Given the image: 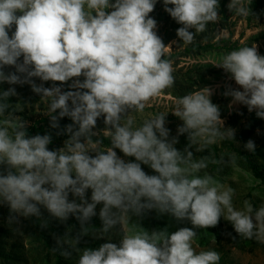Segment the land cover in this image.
Here are the masks:
<instances>
[{
    "label": "clouds",
    "instance_id": "1",
    "mask_svg": "<svg viewBox=\"0 0 264 264\" xmlns=\"http://www.w3.org/2000/svg\"><path fill=\"white\" fill-rule=\"evenodd\" d=\"M156 3L0 0V84L27 83L48 98L52 128H59V118L73 121L63 129L69 135L64 146L50 150L52 136H29L27 122L15 115L17 110L8 102L17 94L15 88L0 91V202L23 217H41V206L62 222L75 216L80 233L65 241L57 238L53 251L65 258L79 252L77 264H219L221 260L215 250L197 253L193 247L197 234L187 227L173 233L166 228L150 232L136 224L119 244L80 249L77 245L89 233L87 225L96 216L97 205H102V227L92 231L99 233L153 209L199 228L216 226L226 212L240 236L264 240V205L257 209L246 200L243 210L236 209L235 190L204 171L209 166L207 156L194 160L189 150L198 145L197 151H204L218 141L234 139L235 130L224 128L209 88L178 101L174 115L183 121L178 134L186 133L189 142L183 151L175 147L176 137L169 139L165 114L135 126L131 113L142 112L151 98L175 82L172 63L164 58L167 46L155 31L156 20L149 16ZM163 3L165 11L183 25L177 36L185 43L219 19L218 0ZM250 4L251 0H231L228 8L247 16L252 15ZM215 66L230 73L243 89H229L225 95L264 119V55L257 46L233 50ZM81 76L83 81L78 79ZM33 78L61 84L77 79L70 85L74 90L63 91L55 84L37 85ZM57 110L58 116L53 115ZM100 117L110 136L111 146L106 149L100 147L101 138L94 140ZM244 147L253 153L256 149L252 140ZM115 149L135 161L126 162ZM142 164L155 174H147Z\"/></svg>",
    "mask_w": 264,
    "mask_h": 264
},
{
    "label": "rangeland",
    "instance_id": "2",
    "mask_svg": "<svg viewBox=\"0 0 264 264\" xmlns=\"http://www.w3.org/2000/svg\"><path fill=\"white\" fill-rule=\"evenodd\" d=\"M230 2L231 0H218V21L215 23L209 22L205 31L197 33L191 43H185L177 36V29L183 25L178 24L165 11L163 0H157L154 10L149 13V16L156 20L157 28L155 31L167 46L164 49V57H170L175 82L173 86L151 98L142 112L134 111L131 113L136 122L135 126H139L145 120L163 113L166 115L165 127L170 130L169 135H179L178 128L182 126L183 121L174 115L179 99L191 92L200 90V88H209L212 92L210 99L212 103L219 107L221 119L224 121V128L234 129L235 134L234 139H224L206 148L214 151V146H217L221 152L220 155H222L224 152H228V148L231 146L235 154L238 151L249 154L251 152L247 151L244 145L247 141L252 140L256 145V149H264V119L257 117L255 110L250 112L246 105L233 102V97L225 95L229 89L241 91L243 89L236 84L230 73L215 66V64L220 63L224 55L244 46L256 45L258 53L264 55V0H251L249 7L252 15L247 16L237 15L234 11H230L228 8ZM168 7L173 6L168 5ZM190 31L194 32L195 29H190ZM5 71H14V68H6ZM33 79L37 85L43 84L44 87L50 88L55 84L61 86L63 91H68L74 90L70 88V85L77 78L69 80L67 85L61 84V82H43L39 78ZM78 79L83 81L84 77L81 76ZM9 87L15 88L17 94L9 97L8 102L17 110L15 115L20 116L27 122V130L39 120L50 117L48 98L33 92L30 84L8 85L4 83L0 84V91L7 90ZM69 104H71L70 101ZM105 127L104 118H98L94 129V131H97V138H100L101 134L109 136ZM66 140L52 141L48 147L50 150L62 148ZM100 147L106 149L102 145ZM197 147L199 146L194 145L196 150ZM115 151L126 162L135 161L134 157H125L119 149ZM236 160L224 155L222 164L224 168L229 166L231 172L224 174L221 178L211 172L208 173L225 187H231L235 190L232 203L236 209L243 210L246 200L258 209L264 205V183L261 179L256 180L252 174L238 168ZM256 161L264 171V159H256ZM141 167L150 175L146 165L142 164ZM258 185H261V187L255 190ZM90 197L91 190H88L87 198L89 201ZM69 198L72 199L73 197L70 195ZM253 200L257 203L256 205ZM101 207L102 205H97V214L91 218L88 224L101 221L99 218ZM43 215L51 216L48 212H44ZM153 215L154 219L159 222L155 225V231L161 230L160 226H164V229L168 228L169 233L183 227L194 230L197 234L193 241L196 252L207 250L219 252L221 254L219 264H264V240L256 237L247 239L240 236L235 231L233 224L226 219V212L224 216L220 217L218 224L214 226L223 230V239L218 244L215 238L210 237L212 238L208 239L211 243L210 247L200 243L203 234H210L208 228L195 227L187 219L179 222L171 214H161L155 209ZM70 217L75 218V216ZM53 218L58 221L57 218ZM63 222L61 221V226L67 224L68 219L67 222ZM136 224L133 215L130 221L123 222L112 229L110 233L104 235V233L96 231L98 235L92 236L90 233L89 236H82L85 239H82L80 243L92 244L98 247L105 242L119 244L120 239L127 233L128 229ZM31 225L29 220L12 213L7 204L0 202V264L11 257H14L13 260H17L15 262L17 264H44L41 262L39 253H36L33 249L34 237L31 235ZM120 232L121 234H119Z\"/></svg>",
    "mask_w": 264,
    "mask_h": 264
},
{
    "label": "trees",
    "instance_id": "3",
    "mask_svg": "<svg viewBox=\"0 0 264 264\" xmlns=\"http://www.w3.org/2000/svg\"><path fill=\"white\" fill-rule=\"evenodd\" d=\"M164 58L167 60L170 59L169 56H166ZM64 84L67 85V82H65ZM58 113L59 111L54 113L53 115L58 116ZM72 123L73 121L69 117L65 116L63 118H59V128H52L51 118L47 117V118H43L39 120L38 122L34 123V125H32L27 130V132L29 136H33L37 134H40V135L50 134L52 136V141L68 139L69 135L67 133H64L63 129L65 128V126L72 124ZM173 137H176L178 139V143L175 145V147L178 150L183 151L184 148L188 146L189 142H188L186 133L179 134L177 136L169 135V139ZM96 138L97 137H94V140ZM100 138L103 140V144H102L103 147L108 148L111 146L110 136H105L104 134H101ZM214 149L215 150L213 151L211 149L205 148L204 151L199 152L194 148V145H193L189 150L193 152L194 160H199L201 157H205V156L209 158V166L204 171L216 174L220 178L224 174L230 173L231 168L229 166H226V168H224L222 164L223 157L225 155L227 157L234 158L235 160L237 159L236 163L238 164V168H240L241 170H244L246 173L252 174L253 178H255L256 180L261 179L262 183H264V171L262 167L256 161V159H264V149L263 148L255 149L254 153L251 152L249 154H244L238 151V153L235 154L233 152L234 149L232 150V147L230 146L228 148V152H224L222 154L223 156L220 155L221 152L220 150H218L217 146H214ZM212 161H216V162L213 163ZM147 170L150 172V175L155 174L154 171L149 166H147ZM260 187L261 185H258L255 188V190ZM254 204L256 205L257 203L254 201ZM153 210L146 211L142 216H139V217L134 216L136 223L139 224L141 227H143L145 230L150 231V232L155 230L156 224H159V222H157L153 217L154 216ZM44 212H48V211L45 208H41V213H42L41 217L39 218L35 216L24 217L26 220H29L32 224L30 231L32 232L31 235L34 237L33 249L36 251V253H39L41 262H43L44 264H77L78 259H79V252L73 251L72 248H69L70 251H73V254L70 258H65L60 255L59 251H53V248L57 246V238H60L62 241H65V240L70 239V237L77 236L81 231L80 223L75 218L69 217L68 223L65 224L64 226H61L60 220L57 221L52 216H49V215L44 216L43 215ZM178 221L180 222V220ZM65 222H67V220L64 221L63 223ZM45 223H46V226H44ZM160 225H163V224H160ZM87 226L90 228V231L85 236H89L90 233L92 234V236H95V234L98 235V233L92 230H99L102 227V221L90 223ZM160 227H161L160 228L161 230L164 229L163 228L164 226H160ZM167 231H168V228H167ZM208 232L210 233L209 235L207 234L202 235L200 239L201 245L210 247L211 243L208 241V239H212V238L213 239L215 238L218 244L222 241L224 232L220 227H209ZM108 233H110V231ZM105 234L106 233H104V235ZM119 234H121V232ZM82 239H85V238L81 237L80 241ZM65 246L68 247L67 244ZM77 247L80 249L98 248V246H95L92 244H82V242L79 243ZM12 248H15V247H12ZM13 258L14 257L5 259L2 264H17L15 263L17 262V260H13Z\"/></svg>",
    "mask_w": 264,
    "mask_h": 264
}]
</instances>
